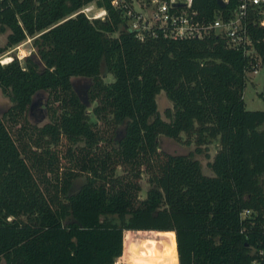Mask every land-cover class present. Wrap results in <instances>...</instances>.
I'll list each match as a JSON object with an SVG mask.
<instances>
[{"label": "trees", "instance_id": "obj_1", "mask_svg": "<svg viewBox=\"0 0 264 264\" xmlns=\"http://www.w3.org/2000/svg\"><path fill=\"white\" fill-rule=\"evenodd\" d=\"M91 3L104 19L81 11ZM248 26L264 67V26ZM0 33V55L27 37L37 55L0 63L11 102L0 117V264H252L264 247V110L244 106L241 51L216 34L140 41L109 0H3ZM102 63L113 81L102 79ZM78 77L91 79V114ZM39 91L49 96L42 126L28 119ZM161 92L172 103L167 119ZM182 134L193 151L159 149L160 135ZM212 142L205 173L196 155Z\"/></svg>", "mask_w": 264, "mask_h": 264}, {"label": "built area", "instance_id": "obj_2", "mask_svg": "<svg viewBox=\"0 0 264 264\" xmlns=\"http://www.w3.org/2000/svg\"><path fill=\"white\" fill-rule=\"evenodd\" d=\"M231 1L222 0L224 7L208 14L195 7V0H109L111 7L121 13L126 26L135 32L138 40L156 36L180 40L216 34L225 40L228 48L241 51L248 62L247 73L256 74L262 67V60L248 25L250 22L264 26V0H235L234 8L224 11ZM84 8L81 10L83 13ZM101 8L106 15V9ZM0 63L3 64V61L0 60ZM250 214L251 211L245 209L241 216ZM252 264H264V247L256 249Z\"/></svg>", "mask_w": 264, "mask_h": 264}, {"label": "rangeland", "instance_id": "obj_3", "mask_svg": "<svg viewBox=\"0 0 264 264\" xmlns=\"http://www.w3.org/2000/svg\"><path fill=\"white\" fill-rule=\"evenodd\" d=\"M84 8V7H83ZM82 8V9H83ZM85 13L91 18L99 16L100 19L106 17L103 14V9L95 5V3H91L85 6ZM103 15V16H102ZM116 36V33L113 34ZM6 43V33H0V45H5ZM27 56H31L35 60L37 59L36 52L34 47L32 46V38L27 37V39L17 45L8 47L3 54L0 55V60L5 62L6 58H9L10 61L13 58H17L20 64L23 66L25 62V58ZM9 62V61H8ZM101 77L105 82L113 81V76L107 72L105 64L102 63L101 66ZM247 80L243 92L244 106L247 110H264V67H260L256 74L247 73ZM72 84L79 95L80 99L86 104L87 112L91 114L92 108L96 105V102L91 103L87 96V90L91 84V79L88 78H73ZM48 93L45 91H39L33 96L32 104L28 110V119L31 123L42 126L43 124L49 122V110H48ZM158 103V111L163 119H167L165 116V110L168 108H172V103L167 99L164 92H161L157 96ZM10 101L7 96L0 89V117L3 115L4 111L9 107ZM92 116V115H91ZM92 119L94 117L92 116ZM100 129L103 133L108 131V127L99 122ZM124 125L119 127L116 131V140L119 139L123 134ZM187 137L185 134L181 135L180 139L170 138L164 135H160L158 137L159 149L172 154V155H184L188 154L190 151H193L195 145L193 143H186ZM218 145L216 142H212L208 144L207 148L202 153L197 154L196 157L200 159L203 165V169L205 173H209L207 167V162L210 160L215 154ZM205 152H208L210 157L209 159L205 158ZM117 173H121V168L117 169ZM85 176H80L76 178L73 182V185L70 189L71 193L76 192L80 186L85 182ZM264 183V177H263ZM141 186L142 190L140 192V197L144 198L146 195V190L149 188V184L147 182V176L143 174L141 178ZM264 187V186H263ZM114 264H130L126 261V259L119 257Z\"/></svg>", "mask_w": 264, "mask_h": 264}, {"label": "water", "instance_id": "obj_4", "mask_svg": "<svg viewBox=\"0 0 264 264\" xmlns=\"http://www.w3.org/2000/svg\"><path fill=\"white\" fill-rule=\"evenodd\" d=\"M217 2H218V5L222 8V7H224V3L222 2V0H217Z\"/></svg>", "mask_w": 264, "mask_h": 264}, {"label": "flooded vegetation", "instance_id": "obj_5", "mask_svg": "<svg viewBox=\"0 0 264 264\" xmlns=\"http://www.w3.org/2000/svg\"><path fill=\"white\" fill-rule=\"evenodd\" d=\"M7 98H8V97H7ZM8 99H9V98H8ZM9 101H10V100H9ZM10 103H11V102H10ZM10 105H11V104H10ZM10 105H9V107H10ZM9 107H8V108H9ZM8 108H7L6 110H8ZM6 110H5V111H6ZM5 111H4V112H5Z\"/></svg>", "mask_w": 264, "mask_h": 264}]
</instances>
